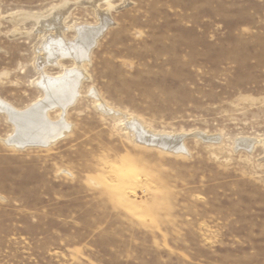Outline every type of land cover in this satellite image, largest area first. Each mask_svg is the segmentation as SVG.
Listing matches in <instances>:
<instances>
[{"label": "rangeland", "instance_id": "374dc122", "mask_svg": "<svg viewBox=\"0 0 264 264\" xmlns=\"http://www.w3.org/2000/svg\"><path fill=\"white\" fill-rule=\"evenodd\" d=\"M91 4L0 0V98L17 108L43 95L36 16L62 10L68 39L98 11L111 20L65 136L7 144L0 111V264H264V0ZM124 114L185 133L186 150L135 141ZM248 137L249 149L236 142Z\"/></svg>", "mask_w": 264, "mask_h": 264}, {"label": "bare ground", "instance_id": "6f19581e", "mask_svg": "<svg viewBox=\"0 0 264 264\" xmlns=\"http://www.w3.org/2000/svg\"><path fill=\"white\" fill-rule=\"evenodd\" d=\"M88 1L96 6L99 0ZM97 13L100 18L99 23H95L96 25L80 23L73 25L75 35L71 39L63 35V31L67 27L63 25L64 13L62 10L55 9L48 15L35 17L38 21L36 28L38 35L47 31L38 46L40 53L37 63L39 69L37 85L41 88L43 95L24 108L14 107L0 98V111L6 114L14 127L12 133L4 139L7 144L17 147L48 146L67 134L71 124L66 120L65 112L77 100L80 94V82L87 76L82 63L89 61L90 52L97 39L111 23L108 17L100 14L99 11ZM20 17L23 16L20 15ZM62 57L72 58L73 66L62 68L63 71L56 75L48 74L44 70L46 64H58ZM89 94L98 100L96 106L103 113H118L99 97L95 89H90ZM52 109L59 110L57 119L50 118L48 111ZM123 116L127 126L126 130L135 141L173 152L186 150L183 144L185 133L154 132L135 119L136 116L128 117L126 114ZM195 133L203 138H208L202 132ZM236 142L249 149L255 141L248 137L237 139Z\"/></svg>", "mask_w": 264, "mask_h": 264}, {"label": "water", "instance_id": "95a60500", "mask_svg": "<svg viewBox=\"0 0 264 264\" xmlns=\"http://www.w3.org/2000/svg\"><path fill=\"white\" fill-rule=\"evenodd\" d=\"M144 144H147V143H144Z\"/></svg>", "mask_w": 264, "mask_h": 264}]
</instances>
